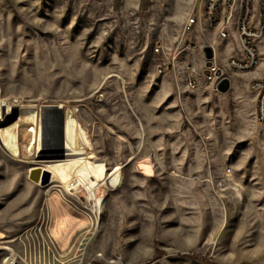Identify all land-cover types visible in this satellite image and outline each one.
<instances>
[{"label":"rangeland","instance_id":"rangeland-1","mask_svg":"<svg viewBox=\"0 0 264 264\" xmlns=\"http://www.w3.org/2000/svg\"><path fill=\"white\" fill-rule=\"evenodd\" d=\"M196 1L0 0V98L11 104L0 131L13 137L34 110L42 134V108H54L92 168L76 176L73 157L43 139L30 147L29 135L23 157L0 145V264L11 250L38 264H264V122L251 86L264 49L255 70L235 71L237 33H187L216 47L231 82L223 92L200 72L193 89L188 66L204 56L181 42ZM44 165L62 181L46 182Z\"/></svg>","mask_w":264,"mask_h":264},{"label":"built area","instance_id":"built-area-1","mask_svg":"<svg viewBox=\"0 0 264 264\" xmlns=\"http://www.w3.org/2000/svg\"><path fill=\"white\" fill-rule=\"evenodd\" d=\"M206 28L215 33L221 39H228L233 32L237 33L242 45L241 56L228 60V65L235 71L248 72L255 70L263 59L264 49V0H197L184 28V36L181 44L185 41L187 33L196 29L206 37ZM211 45L214 49V57L207 59L203 48ZM199 45L195 41H186L184 50L203 53L204 61L202 68L193 65L188 66L190 86L196 89L198 75L201 72L207 80H212L217 89L218 84L226 76L225 70L218 63V51L216 47L207 43ZM182 46V45H181ZM263 46V47H262ZM155 52L163 53L162 44L159 43ZM176 59V56L175 58ZM209 62H212L210 65ZM175 65V63H174ZM164 66H160L163 72ZM221 71V74L218 72ZM251 86L258 92V117L264 122V73L252 81ZM38 264L31 254L11 250L5 257V264ZM41 263V259H40Z\"/></svg>","mask_w":264,"mask_h":264},{"label":"bare ground","instance_id":"bare-ground-1","mask_svg":"<svg viewBox=\"0 0 264 264\" xmlns=\"http://www.w3.org/2000/svg\"><path fill=\"white\" fill-rule=\"evenodd\" d=\"M29 104H31V103H29ZM4 106H6L8 110L11 109V104L10 103H6V104L2 103V100L0 98V119H1V116H2L1 115L2 114V109H4ZM50 109H51L50 110V116H51V130H52V134H54L55 136H63L65 138L66 151H67V155L66 156L73 157L71 159V167L75 171L76 176L80 175L82 173V171L91 170L92 169L91 167H89V166L87 167V165H85L86 161H85V157H84V143H83V140H82L81 136L79 135V133H76V138L75 139H72L69 136V134L67 133L66 126H65V122H64V119H63L62 115L56 109H54V108H50ZM33 111H31L32 113H29L27 116L22 117L21 119L19 118V120H17L15 123H13L12 125H10L8 127V130L9 131L10 130L13 131V133H14V136L13 137H9V135H8L9 133L6 130H1L0 131V141H1V144H2L1 146H3V148H5V150L9 154H11V155H13L15 157H19L20 158V157H23L24 156L22 154V150H19V144H22V142H23L22 141L23 134L24 135H27V136L28 135L30 136V140H31L30 147L33 145V139L34 140L35 139L36 140H40V141L42 139L41 127H40L41 125L39 124V115H37ZM85 146H86V144H85ZM33 149H35V148H33ZM39 169L43 172L44 175H46V173H49V174L51 173L52 174V181H62L61 178H60V176H59V174L53 168H51V167H49L47 165H44V166H41ZM117 172H118V168H116V170L108 178L109 184L111 186H117V185H119V183L121 181L120 180L121 177H118L120 174L117 175ZM90 173L92 174V176H94L95 171H92ZM174 174L177 175L176 172H174ZM74 180H77V179L75 178ZM90 181H91L92 184H95V178L94 177H91L90 178ZM52 202H54V201H52ZM102 204H103L102 200L99 199L98 202H97V205L102 207ZM56 205H58V204H56ZM64 210H62V211H64ZM55 214H56V212H55ZM64 214H63V216H69V215H64ZM69 219H70V216H69L68 220ZM60 221H61V219H60ZM76 222H77V220H76ZM64 223H65V221H64ZM66 223H68V222H66ZM62 225L60 224V226H62ZM64 232H65V230H64ZM56 234H60L61 235V231H60V233H56ZM63 243H64V241H63Z\"/></svg>","mask_w":264,"mask_h":264},{"label":"water","instance_id":"water-1","mask_svg":"<svg viewBox=\"0 0 264 264\" xmlns=\"http://www.w3.org/2000/svg\"><path fill=\"white\" fill-rule=\"evenodd\" d=\"M205 57L207 59H212L214 57V49L211 45H205L203 48ZM212 62H209L208 64L210 65ZM218 74H221V71L218 72ZM230 79L225 77L223 80H221L218 84L217 89L225 92L230 88ZM50 107L48 106H43L42 108V139H43V144L46 145H52V146H57L58 149L56 150L57 152H59V158H65L67 155V151H66V142H65V138L63 136H53L54 134H52V130H51V116H50ZM17 116H15V118L10 122H14L16 120ZM0 145L1 141H0ZM3 147V146H2ZM50 152H54L50 151ZM42 159H55L57 158V155H46L41 157ZM48 175V178L50 177L49 173H46ZM32 178L35 179L36 181H39V175H38V171L32 173ZM48 178L46 180V182H48Z\"/></svg>","mask_w":264,"mask_h":264},{"label":"crops","instance_id":"crops-1","mask_svg":"<svg viewBox=\"0 0 264 264\" xmlns=\"http://www.w3.org/2000/svg\"><path fill=\"white\" fill-rule=\"evenodd\" d=\"M252 77H260V75H253Z\"/></svg>","mask_w":264,"mask_h":264}]
</instances>
